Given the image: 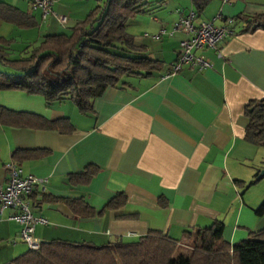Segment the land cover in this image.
Segmentation results:
<instances>
[{
  "label": "crops",
  "instance_id": "0c3cea01",
  "mask_svg": "<svg viewBox=\"0 0 264 264\" xmlns=\"http://www.w3.org/2000/svg\"><path fill=\"white\" fill-rule=\"evenodd\" d=\"M24 1L26 6L21 0H0L30 11ZM145 2L141 13L126 20L130 31L124 24L125 31L159 69L124 76L123 83L92 99L90 112L80 114L68 100L46 106L39 95L0 90L3 107L47 120L64 117L72 128L59 132L0 125V186L6 184L5 164L12 159L21 175L46 179L42 194L82 197L94 210L92 216L75 218L63 203L29 200L32 214L46 220L34 226L33 235L40 241L99 245L114 239L133 241L155 230L184 244L185 232L221 221L223 238L233 243L264 229V213L254 212L264 201V176L248 185L264 162V146L243 138L245 103L264 100V30L242 31L249 16L264 14V0H209L192 23L227 26L232 34L220 40L216 50H194L208 67L185 64L174 73L169 68L187 34L170 32L179 16L193 11L190 0ZM98 3L53 0L52 10L66 18L62 25L53 16L39 24L38 9L31 14L41 34H53L81 20ZM3 25L0 21V36L6 37ZM14 27L17 30L9 31L21 44L37 42L32 40L33 29ZM161 28L165 34L152 37ZM16 150L38 153L17 160ZM87 167L93 170L87 181H74ZM32 192L38 200L39 187ZM116 192L124 194L125 203L103 209ZM14 213L11 208L0 211V239L12 245V256L27 249L17 245L21 240L19 225L10 218ZM3 248L8 250V245Z\"/></svg>",
  "mask_w": 264,
  "mask_h": 264
},
{
  "label": "trees",
  "instance_id": "16d2710c",
  "mask_svg": "<svg viewBox=\"0 0 264 264\" xmlns=\"http://www.w3.org/2000/svg\"><path fill=\"white\" fill-rule=\"evenodd\" d=\"M208 1L190 0L196 16ZM145 4V0H99L72 26L46 34L37 42L23 44L15 55H11L14 39L0 36V90L39 95L46 106L68 100L80 114L90 112L92 99L107 87L123 83L124 76H144L159 69L158 62L142 55L143 46L125 31V21L141 13ZM0 21L21 29L36 25L31 10L21 11L4 2H0ZM254 29L264 30V14L249 16L242 31ZM243 114L247 119L244 140L264 146V100H248ZM0 125L59 132L72 129L67 118L47 120L2 105ZM37 153L16 150L13 158L28 159ZM88 168L73 180L87 181L93 172ZM260 171L263 173L258 176ZM263 176L264 162L248 185ZM26 200L32 204L63 203L75 218L94 214L82 197L58 198L40 193L37 200L31 192ZM124 203V194L116 192L103 209L114 210ZM254 212L264 213V201ZM223 228L221 221H214L207 227L185 232L189 244L187 255L179 252L183 242L151 230L133 241L114 239L99 245L63 239L40 241L36 250L26 249L4 264H264V229L229 243L223 238Z\"/></svg>",
  "mask_w": 264,
  "mask_h": 264
},
{
  "label": "built area",
  "instance_id": "2783aa9c",
  "mask_svg": "<svg viewBox=\"0 0 264 264\" xmlns=\"http://www.w3.org/2000/svg\"><path fill=\"white\" fill-rule=\"evenodd\" d=\"M30 9H38L40 20L44 21L48 16H53L58 24L65 23L66 18L57 15L51 8L53 0H27ZM195 14L189 10L185 15L179 16L172 25L173 31H179L187 34V38L179 41L175 61L170 65L169 73L178 71L181 66L189 64L197 69H204L209 66L208 61L194 54V50L200 48H209L216 50L217 43L223 38L232 34L227 26L215 27L210 22L201 21L197 25L192 23ZM165 34L161 28L157 34L152 37L157 38ZM7 171V181L4 187L0 186V211L4 208H11L15 213L10 216L19 225V238L27 246V249L36 250L39 247L40 240L34 235L35 224H45L46 220L41 216L32 214L26 196L30 194L33 187H39L41 193L45 190V178L34 177L32 175H21L20 169L11 159L5 164Z\"/></svg>",
  "mask_w": 264,
  "mask_h": 264
},
{
  "label": "rangeland",
  "instance_id": "374dc122",
  "mask_svg": "<svg viewBox=\"0 0 264 264\" xmlns=\"http://www.w3.org/2000/svg\"><path fill=\"white\" fill-rule=\"evenodd\" d=\"M22 2H24V4H25V1L24 0H21ZM146 1V0H145ZM151 2H154V0H150ZM14 3V2H13ZM25 6H26V4H25ZM24 6V7H25ZM33 14H34V16H36V19L38 18V20H37V22H39V17H38V13H37V11H33ZM41 22L43 23V24H45L46 23V20H44V21H41L40 20V22H39V24H41ZM39 24L38 25H36V26H34V27H32V28H30V29H33V30H31V31H33L32 33H31V36H32V40H36V41H38L39 39H41V36H43L44 34H41V32H42V29L40 28L41 26H39ZM124 24H127V26H126V28H127V32L128 31H130L129 29H130V26H128V24H129V22L128 21H125V23ZM3 26H5V28H7V29H3V30H1L2 32H3V35H6V37H17L16 35V33H14V32H11V31H9V28H14V30H17L14 26H12V25H10V24H7V23H4V25ZM29 30V29H28ZM35 34V36L33 37V35ZM54 34V33H53ZM0 35H2V34H0ZM31 40V41H32ZM30 41V40H29ZM21 42V40L19 39V38H16L15 39V41L11 44V48H12V50H13V52H11V55H15L17 52L16 51H18L22 46H23V44H21L20 43ZM21 240V239H20ZM8 241V240H7ZM8 245V250H5L3 247L4 246H7ZM17 245L18 246H22L23 248L26 246V244L24 243V242H22V240L21 241H18L17 242ZM25 245V246H24ZM184 246H181L180 247V250H179V252L181 253V254H183V255H187L188 254V252H189V244L188 243H184L183 244ZM9 246H12V245H10L8 242H6L5 240H3V239H0V264H4V263H6L8 260H10V259H12L13 257H15V256H17V254H15L14 256H12V254H11V251H9ZM27 247V246H26ZM3 248V249H2ZM12 248V247H11ZM15 250V249H14ZM8 252V253H7Z\"/></svg>",
  "mask_w": 264,
  "mask_h": 264
},
{
  "label": "water",
  "instance_id": "95a60500",
  "mask_svg": "<svg viewBox=\"0 0 264 264\" xmlns=\"http://www.w3.org/2000/svg\"><path fill=\"white\" fill-rule=\"evenodd\" d=\"M262 173H263V172H262V171H260V172H259V174H258V176H260Z\"/></svg>",
  "mask_w": 264,
  "mask_h": 264
}]
</instances>
